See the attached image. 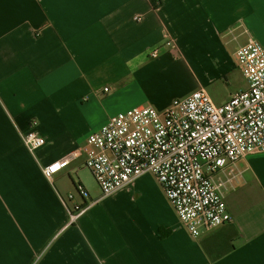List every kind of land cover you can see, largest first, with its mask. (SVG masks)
<instances>
[{
    "label": "crops",
    "instance_id": "0c3cea01",
    "mask_svg": "<svg viewBox=\"0 0 264 264\" xmlns=\"http://www.w3.org/2000/svg\"><path fill=\"white\" fill-rule=\"evenodd\" d=\"M238 25L264 45V0H0V264H264V154L224 194L231 220L197 239L149 174L101 198L81 161L52 181L37 162L132 107L169 108L191 92L176 91L187 59L211 66V96L246 90L229 79ZM31 123L36 159L20 137Z\"/></svg>",
    "mask_w": 264,
    "mask_h": 264
},
{
    "label": "built area",
    "instance_id": "2783aa9c",
    "mask_svg": "<svg viewBox=\"0 0 264 264\" xmlns=\"http://www.w3.org/2000/svg\"><path fill=\"white\" fill-rule=\"evenodd\" d=\"M226 37L246 90L227 98L222 88L214 96L199 88L171 100L162 114L151 106L132 107L90 134L82 147L37 159L44 176L52 181L81 161L106 198L149 174L192 239L229 222L224 194L246 183L242 161L264 154V45L243 25L229 28ZM20 137L36 159L46 141L34 123ZM77 191L86 195L81 185ZM67 212L74 221L82 208Z\"/></svg>",
    "mask_w": 264,
    "mask_h": 264
},
{
    "label": "rangeland",
    "instance_id": "374dc122",
    "mask_svg": "<svg viewBox=\"0 0 264 264\" xmlns=\"http://www.w3.org/2000/svg\"><path fill=\"white\" fill-rule=\"evenodd\" d=\"M187 63L189 64V73H191V77L188 78L182 85L178 86L176 88V91L184 92V91L190 90L192 92V91L196 90L197 88H200L201 85H206L209 82V80L212 78L209 76L211 73L210 72L211 66H209L207 64L193 66L192 72H191V60L189 62V60L187 59ZM229 79L233 83V85L238 87V88H241V87L243 88L247 85L245 79L242 77V75L238 69L230 74ZM208 91H209L210 95H213V93L215 91V86L214 85L210 86ZM185 96H183V97H185ZM169 106H170V104H169ZM164 108L165 107H163V106H158L155 109L157 110V112L162 114L165 111ZM87 174H88V179L86 181V189L90 195H92V196L96 195L99 192V188H98L94 178L92 177V175H90V173H87ZM75 193L77 194L76 190H75Z\"/></svg>",
    "mask_w": 264,
    "mask_h": 264
},
{
    "label": "snow or ice",
    "instance_id": "6c2138e0",
    "mask_svg": "<svg viewBox=\"0 0 264 264\" xmlns=\"http://www.w3.org/2000/svg\"><path fill=\"white\" fill-rule=\"evenodd\" d=\"M56 167H59V165H57ZM55 170V169H54Z\"/></svg>",
    "mask_w": 264,
    "mask_h": 264
}]
</instances>
